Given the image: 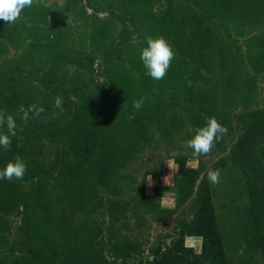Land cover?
I'll return each mask as SVG.
<instances>
[{"label":"rangeland","instance_id":"374dc122","mask_svg":"<svg viewBox=\"0 0 264 264\" xmlns=\"http://www.w3.org/2000/svg\"><path fill=\"white\" fill-rule=\"evenodd\" d=\"M253 7L264 0H35L0 20V113L16 123L0 170L27 165L0 180V264H264ZM150 37L176 54L161 80L140 59ZM210 117L227 133L196 157L185 144Z\"/></svg>","mask_w":264,"mask_h":264},{"label":"clouds","instance_id":"9594fccd","mask_svg":"<svg viewBox=\"0 0 264 264\" xmlns=\"http://www.w3.org/2000/svg\"><path fill=\"white\" fill-rule=\"evenodd\" d=\"M35 0H0V20L6 24L15 23L26 7H31ZM63 5L61 4L60 8ZM175 51L173 47L163 38H148L147 46L144 47L140 53V59L147 70L148 75L155 79L161 80L166 75L175 59ZM143 99L133 101V107L139 110L143 105ZM55 107L62 110V99L57 97L55 100ZM35 109V106H33ZM23 111V108L21 109ZM37 112L43 109H35ZM27 116V112L24 113ZM7 125L8 134H0V146L9 149L12 140L10 136L16 135L15 119L11 115L0 113V127ZM227 133V128L223 126L215 117H210L204 126L195 129L194 135L189 139L185 147L191 148L193 155L199 157L201 155L207 156L215 147L216 142ZM27 170L26 163L17 157L15 161H9L6 166L0 170V180L7 179H23ZM209 181L215 185L220 181V170H209L207 172ZM151 180V177H150ZM151 183V182H149Z\"/></svg>","mask_w":264,"mask_h":264},{"label":"trees","instance_id":"16d2710c","mask_svg":"<svg viewBox=\"0 0 264 264\" xmlns=\"http://www.w3.org/2000/svg\"><path fill=\"white\" fill-rule=\"evenodd\" d=\"M248 9V8H247ZM247 13L249 15H254V14H259V15H263L264 14V8H261V7H256V8H252L250 10L247 11ZM105 264H110V263H105Z\"/></svg>","mask_w":264,"mask_h":264}]
</instances>
